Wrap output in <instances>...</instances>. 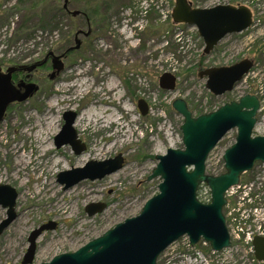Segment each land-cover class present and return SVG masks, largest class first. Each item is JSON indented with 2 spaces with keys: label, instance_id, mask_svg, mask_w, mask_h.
Masks as SVG:
<instances>
[{
  "label": "rangeland",
  "instance_id": "rangeland-1",
  "mask_svg": "<svg viewBox=\"0 0 264 264\" xmlns=\"http://www.w3.org/2000/svg\"><path fill=\"white\" fill-rule=\"evenodd\" d=\"M63 1L0 0V72L8 67L19 69L12 82L19 94L24 91L21 82L37 86L26 101L8 103L0 117V185L10 186L18 195L16 217L0 234V264H21L30 233L48 222H54L55 228L37 238L31 264L75 252L137 216L145 202L158 193L160 179L147 181L158 163L156 157L169 148H182V117L171 103L182 99L197 116L264 82V0H188L192 8L243 6L252 15L247 30L226 36L208 55L194 27L172 22L174 0H153L156 20L152 28L146 21L150 0H94L101 17L108 19L107 26L95 31L93 38L83 39L81 49L67 54L65 49L75 45L76 30L87 33L88 29L84 21L57 14ZM89 2L70 0V10L86 13ZM42 17L48 23L39 24ZM23 22L24 27H33L32 37L10 41ZM49 53L62 55L63 68L58 73L52 69ZM244 59L256 64L255 69L231 93L213 96L205 87L206 79L198 77L205 69L228 67ZM13 60L15 66L9 64ZM164 73L176 78L172 91L159 86ZM138 101L147 105L145 115L138 110ZM68 111L77 113L73 127L86 147L79 155L69 145H54L64 123L63 113ZM98 117L102 123L96 121ZM47 132L49 153L33 140ZM236 135V129L230 130L211 150L205 163L207 175L224 173L222 156L235 143ZM253 135L264 136V111L258 115ZM117 155H121L123 167L102 179L82 180L65 190L57 181L62 172ZM244 192L254 197L248 210L254 214L256 208L257 212L255 218L243 219L245 225L235 223L234 252L213 254L208 245L199 244L190 249L181 240L169 246L157 264H264L257 262L253 248L250 250L254 238L264 240V164L257 163L242 174L240 187L228 198L230 208L243 207ZM198 198L208 203L209 189L203 186ZM98 203L106 208L89 216L85 208ZM6 212L0 206V223Z\"/></svg>",
  "mask_w": 264,
  "mask_h": 264
},
{
  "label": "water",
  "instance_id": "water-1",
  "mask_svg": "<svg viewBox=\"0 0 264 264\" xmlns=\"http://www.w3.org/2000/svg\"><path fill=\"white\" fill-rule=\"evenodd\" d=\"M69 0H64L62 8L67 10ZM72 16L78 11L70 12ZM174 24L194 27L204 43V54L208 55L217 44L228 35L247 30L252 23V15L246 7L217 5L211 8H192L188 0H174L171 12ZM87 35V33H85ZM76 34L75 45L68 51L77 50L80 41ZM51 56L53 71L63 68L61 56ZM252 67V61L244 59L228 67L208 68L198 73L206 79L205 87L213 96H221L233 91ZM19 69L8 67L0 72V117L6 105L14 100L26 101L37 86L20 83L23 93L15 92L12 76ZM53 74L50 76L52 78ZM176 78L164 73L159 86L166 91L175 88ZM141 115L148 112L143 101H138ZM172 109L182 117L180 126L182 148L166 150L157 156L158 161L147 181L160 179L158 193L147 200L140 213L115 225L83 247L72 253L54 256L41 264H157L158 257L173 243L187 237L190 247L201 240L213 252L219 253L231 246L223 209L227 200L225 194L238 186L242 174L253 169L256 163L264 164V136H253L257 123L259 101L256 96L245 94L238 100L227 102L212 112L194 116L187 103L176 99ZM77 113H63V126L54 139L56 148L69 145L79 155L85 150L73 127ZM232 129L237 130L235 143L225 150L222 160L224 173L213 176L205 172V163L211 150ZM123 167L121 155L102 162L90 161L83 168L71 169L57 176L64 189L82 180H96L117 172ZM201 185H206L210 193L209 203H203L197 196ZM16 191L8 185H0V206L7 210L6 218L0 223V234L15 219ZM104 204H90L85 208L89 216L102 212ZM55 228L48 222L32 231L28 237V248L21 264H31L35 257L36 240L47 230ZM254 256L264 262V240L254 238Z\"/></svg>",
  "mask_w": 264,
  "mask_h": 264
},
{
  "label": "flooded vegetation",
  "instance_id": "flooded-vegetation-1",
  "mask_svg": "<svg viewBox=\"0 0 264 264\" xmlns=\"http://www.w3.org/2000/svg\"><path fill=\"white\" fill-rule=\"evenodd\" d=\"M70 1V0H69ZM69 1H68V5H67V10H64L63 8L62 11L65 15H70L69 17L72 18L73 20H77L78 22L80 21H84L87 25V35H85L84 31L82 29H78L76 30L75 34H74V38H75V35L78 34V37L81 39L80 41V47L77 49V50H72V51H68L71 46H68L66 49H65V53H71V52H74V51H78L79 49H81V46H82V40L83 39H91L93 38V35L95 33V31H98L99 29H104L106 28L107 26V22H108V19L106 17H101V14L99 13V10L98 8H95L93 6V1L94 0H90L89 2V8L87 10V12H83V11H80V10H73V11H78L79 14L76 15V16H72L70 14V12L72 10H70V5H69ZM151 1V5H150V8L147 9V17H146V21L149 23L150 22V28H152L155 20H156V13L153 9V0H150ZM101 11H102V14L104 15L105 14V7L101 8ZM110 20V18H109ZM135 23L133 22L132 23V26L134 25ZM96 25V26H95ZM99 25V26H98ZM74 41V40H73ZM24 80V79H22ZM22 83V82H21Z\"/></svg>",
  "mask_w": 264,
  "mask_h": 264
},
{
  "label": "built area",
  "instance_id": "built-area-1",
  "mask_svg": "<svg viewBox=\"0 0 264 264\" xmlns=\"http://www.w3.org/2000/svg\"><path fill=\"white\" fill-rule=\"evenodd\" d=\"M252 72H250L248 74V76L251 74ZM254 94L258 97L259 99V102H260V110H259V113L263 112L264 111V82H259L258 83V86H256L255 88V91H254ZM239 188V187H237ZM236 189V188H235ZM234 188L231 189L227 196L230 197L233 193H234ZM248 196L247 193H243V197L241 199V201L244 203V201L246 200V197ZM248 202H252V201H248ZM234 211L236 213H234ZM255 218L256 215L255 213L252 214V212L250 210H248V208H242L241 207H237L236 209H234V206L232 208H230V206H228V211H227V225H228V228H229V231H230V235H231V239H232V246L231 248L227 249L226 251H229V252H234V225L235 223H241L242 225H245L246 224V221H244L243 219H250V218ZM238 235V234H237ZM237 237V236H236ZM250 240V239H249ZM251 242V240H250ZM249 242V243H250ZM183 243L185 245L188 246V241L186 238H183ZM248 243V244H249ZM250 250L252 251V247L250 248ZM214 254V253H213Z\"/></svg>",
  "mask_w": 264,
  "mask_h": 264
},
{
  "label": "trees",
  "instance_id": "trees-1",
  "mask_svg": "<svg viewBox=\"0 0 264 264\" xmlns=\"http://www.w3.org/2000/svg\"><path fill=\"white\" fill-rule=\"evenodd\" d=\"M57 14H64L63 13V11H62V9H57ZM65 15V14H64ZM43 16V15H42ZM59 17V16H58ZM48 19L47 18H45V17H42V18H40V20L38 21V23L40 24H46V23H48V21H47ZM51 23L54 21L53 19H51V20H49ZM24 25H25V22H23V27H20V28H18L16 31H14V33H12L11 34V36H10V41H14V42H17V41H19L20 39H22V40H27V39H29V38H31L32 37V35H33V32L34 31H32L33 30V27H24ZM41 29V28H40ZM5 63H6V61H5ZM10 65H13V66H15L17 63H16V61L15 60H13V61H10V63H9ZM0 65H2V63H0ZM15 68H17L16 66H15ZM18 69V68H17ZM19 70L17 71V72H15L14 73V75H13V81L14 80H16L17 78V76H18V74H19ZM201 112H203V111H201ZM203 187V186H202ZM202 187H200L199 188V190H198V196H199V193L201 192V189H202ZM203 201V200H202ZM203 202H205V201H203Z\"/></svg>",
  "mask_w": 264,
  "mask_h": 264
},
{
  "label": "bare ground",
  "instance_id": "bare-ground-1",
  "mask_svg": "<svg viewBox=\"0 0 264 264\" xmlns=\"http://www.w3.org/2000/svg\"><path fill=\"white\" fill-rule=\"evenodd\" d=\"M79 86V85H78ZM68 88V87H67ZM110 88V89H109ZM108 89L111 91H113V88L112 87H109ZM120 108V107H119ZM123 110H125L124 108H122ZM45 116V115H44ZM116 118V117H115ZM47 120H49L48 118H46ZM101 119H102V117L100 118V117H98V118H96V121L97 122H101ZM84 121V120H83ZM95 121V122H96ZM103 121V120H102ZM47 122V121H46ZM76 122H78L79 123V119H77V121ZM119 122V120H114L113 121V123H118ZM102 123V122H101ZM50 126L51 125H49L48 126V128H49V130H50ZM117 126V125H116ZM123 130H124V127H121ZM121 129V130H122ZM39 135V136H38ZM37 136H35L34 137V139L33 140H36V143H37V146H38V148L39 149H41V148H43L44 150H46L47 151V153H49V149H48V132L43 136V137H41V134H38ZM32 147V146H31ZM42 154V153H41ZM44 154V153H43ZM46 154V153H45ZM28 156H29V154H28ZM44 156V155H43ZM46 156V155H45ZM44 156V157H45ZM35 157V156H34ZM53 163V162H52ZM50 167H52V166H50ZM49 167V169H51ZM65 190V189H64Z\"/></svg>",
  "mask_w": 264,
  "mask_h": 264
}]
</instances>
